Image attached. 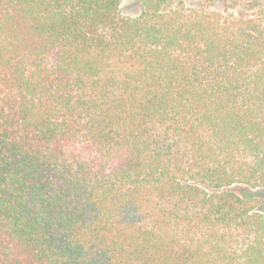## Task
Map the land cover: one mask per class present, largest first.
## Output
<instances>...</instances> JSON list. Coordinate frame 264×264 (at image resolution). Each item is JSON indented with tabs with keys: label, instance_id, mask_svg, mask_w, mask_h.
Segmentation results:
<instances>
[{
	"label": "trees",
	"instance_id": "trees-1",
	"mask_svg": "<svg viewBox=\"0 0 264 264\" xmlns=\"http://www.w3.org/2000/svg\"><path fill=\"white\" fill-rule=\"evenodd\" d=\"M168 1L0 0V264H264V0Z\"/></svg>",
	"mask_w": 264,
	"mask_h": 264
},
{
	"label": "rangeland",
	"instance_id": "rangeland-1",
	"mask_svg": "<svg viewBox=\"0 0 264 264\" xmlns=\"http://www.w3.org/2000/svg\"><path fill=\"white\" fill-rule=\"evenodd\" d=\"M203 3H211V9L213 10L222 11L223 9H225L224 0H169L164 6V9H175L181 4H184L187 7H196ZM239 10V8H236V11L234 12H238ZM244 10L249 14L251 12L247 9ZM121 12L125 16H138L141 12V0H122ZM232 190L242 197L259 200L260 202H262L261 207L264 208V189H251L245 186L237 185L232 187Z\"/></svg>",
	"mask_w": 264,
	"mask_h": 264
}]
</instances>
